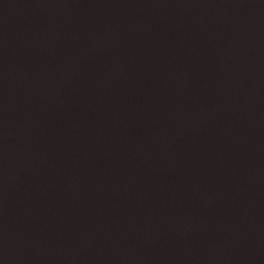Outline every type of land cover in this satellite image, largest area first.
Masks as SVG:
<instances>
[{
	"label": "water",
	"instance_id": "obj_1",
	"mask_svg": "<svg viewBox=\"0 0 264 264\" xmlns=\"http://www.w3.org/2000/svg\"><path fill=\"white\" fill-rule=\"evenodd\" d=\"M0 264H264V0H0Z\"/></svg>",
	"mask_w": 264,
	"mask_h": 264
}]
</instances>
